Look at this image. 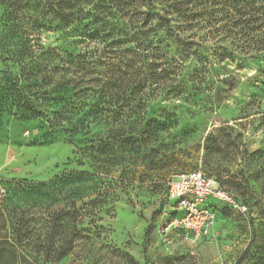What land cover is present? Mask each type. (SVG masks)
<instances>
[{"label": "rangeland", "instance_id": "obj_1", "mask_svg": "<svg viewBox=\"0 0 264 264\" xmlns=\"http://www.w3.org/2000/svg\"><path fill=\"white\" fill-rule=\"evenodd\" d=\"M3 1L8 64L50 47L80 83L51 100L29 91L46 117L0 116V214L19 248L38 264H264V58H250V15L195 4L192 26H172L198 48L167 36L147 0H81L68 29L31 0ZM64 105L78 133L53 121ZM194 170L247 211L216 203L217 236L190 247L163 240L158 221L170 178Z\"/></svg>", "mask_w": 264, "mask_h": 264}, {"label": "trees", "instance_id": "obj_2", "mask_svg": "<svg viewBox=\"0 0 264 264\" xmlns=\"http://www.w3.org/2000/svg\"><path fill=\"white\" fill-rule=\"evenodd\" d=\"M31 1L35 2L37 7H42L47 11L49 17L51 16L48 22L49 25L53 24L61 29L71 28L78 19L81 11V8L78 7L81 0ZM84 1L87 3L89 0ZM223 1L228 8V13L231 12V10L235 11V19L232 18V15L231 18L235 20L236 23L244 22V17L250 15L253 27L249 29V31L250 33L253 32L255 35H249V38L253 40L257 37V39L254 40V50H256V53L250 58L253 60L264 58V0ZM27 2L30 4L29 0H27ZM202 2L203 0H147V13L148 17L150 16L152 19L159 22V26L167 36L173 37L181 45L186 47L195 46L198 48H205L203 44L195 40L183 39L179 34L175 33L172 26L174 21H179L183 26H192L191 23L193 24V22H195L193 13L197 10L195 4ZM2 3L6 8L11 9V6H13L9 3V0L3 1ZM16 9L21 11L19 8ZM4 27L9 29L8 33L4 32L0 35V41L2 43L0 45V52L1 50L3 52L4 47L8 46L9 38L7 35L10 33V27H8L5 22ZM4 27L3 25H0V29H4ZM4 37L6 38L3 42ZM29 53L33 54L32 52ZM4 56L5 55L0 54V61L2 62V70H0V116L7 112L12 113L16 111V115L20 116L21 119L46 117L44 111L36 107L35 101L31 99V93L29 91H38L37 88L41 89L45 87L46 89L44 90L42 97L51 100L53 94L48 91H56L57 89V91L76 90V87L80 84L76 83L71 77L73 61L64 58L61 53H58L57 50L50 47L42 49L40 56H45V59H42V57H35L31 59L30 63H27L23 58H18L11 63L14 67L8 64L7 61L9 58ZM231 57H233L232 54L224 57V59ZM54 73H57V76ZM140 88L143 89L144 86L140 85ZM78 114L79 112H76L74 108L68 109L65 108L64 105V107L55 113L53 121L58 123V125H65L66 123L68 126H72L71 131L78 133L79 127L72 125L73 121L76 123L81 121L77 117ZM100 114L101 113H96V117H99ZM72 137H74V135L70 134V138ZM168 188L169 187H167L163 198L162 207L166 203ZM240 202L244 204L243 201ZM212 206H214L217 212L221 211L216 205ZM227 209L230 211L229 208ZM145 249H147V245ZM65 255L66 253L64 252L62 256Z\"/></svg>", "mask_w": 264, "mask_h": 264}, {"label": "built area", "instance_id": "obj_3", "mask_svg": "<svg viewBox=\"0 0 264 264\" xmlns=\"http://www.w3.org/2000/svg\"><path fill=\"white\" fill-rule=\"evenodd\" d=\"M168 187L166 203L158 221V231L165 241L174 236L195 247L215 238L218 212L212 205L216 203L223 204L231 211H247V207L221 186L217 179L201 171L175 174ZM4 194L0 180V198Z\"/></svg>", "mask_w": 264, "mask_h": 264}, {"label": "crops", "instance_id": "obj_4", "mask_svg": "<svg viewBox=\"0 0 264 264\" xmlns=\"http://www.w3.org/2000/svg\"><path fill=\"white\" fill-rule=\"evenodd\" d=\"M0 264H38L15 242L11 222L0 214Z\"/></svg>", "mask_w": 264, "mask_h": 264}]
</instances>
